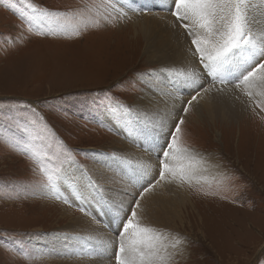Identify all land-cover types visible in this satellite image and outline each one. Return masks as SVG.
Returning <instances> with one entry per match:
<instances>
[{
  "label": "rangeland",
  "instance_id": "obj_1",
  "mask_svg": "<svg viewBox=\"0 0 264 264\" xmlns=\"http://www.w3.org/2000/svg\"><path fill=\"white\" fill-rule=\"evenodd\" d=\"M30 2L83 23L79 36L59 31L37 35L21 19L28 11L21 0H10L11 7L0 4V124L8 126L35 109L72 150L77 165H89V153L121 139L122 126L108 129L98 118L108 110L107 97L132 104L144 92L134 82L153 67L145 64L133 14L121 16L113 0ZM185 106L179 113L185 119L181 144L193 152L216 154L226 170L198 185L182 184L186 195L177 223L179 234L189 241L190 256L181 264H255L264 254V111L252 102L237 120L221 123L192 108L184 115ZM137 130L154 133L143 125ZM159 144L153 140L145 145ZM56 163L45 161L49 168ZM150 180L151 174L137 185ZM45 182L30 159L0 145V264H56L39 258L29 241L57 236L66 224L59 213L64 207L70 211L61 199L47 196L56 208L41 204Z\"/></svg>",
  "mask_w": 264,
  "mask_h": 264
},
{
  "label": "snow or ice",
  "instance_id": "obj_2",
  "mask_svg": "<svg viewBox=\"0 0 264 264\" xmlns=\"http://www.w3.org/2000/svg\"><path fill=\"white\" fill-rule=\"evenodd\" d=\"M21 3L28 10L20 15L27 23L29 32L55 35L59 31L80 35L82 20L38 7L30 0H21ZM0 4L12 6L10 0H0ZM112 6L116 8L115 4ZM123 8L122 4L116 10L121 16H126L127 12ZM170 14L190 38L188 51L198 60L199 67L161 66L150 68L137 77L135 85H141L146 94L164 101V106L155 113L107 97L109 111L122 127L127 128L129 135H135L137 126L143 125L164 136L159 177L142 186L127 207L121 201L113 208L117 215L122 214L120 230L115 239L93 235L76 237L83 241L78 256L108 258L109 264H113V261L114 264H180L181 260L190 256L189 241L185 237L143 223L141 218L144 211L141 201L157 185L172 182L191 184L193 179L199 182L198 174L208 171L205 159L181 144V125L185 123L183 116L178 117L174 124H169L171 110L167 99L173 97L177 86L199 88L205 77H208L211 84L203 88L204 93L210 92L217 84H232L235 90L264 111V0H172ZM223 91V88H217V92ZM199 96L201 92L196 91L187 101L182 109L184 115H187ZM165 129H169L166 136ZM0 145L30 159L46 177L43 185L46 192L53 199H62L70 205L60 189L68 182H74L71 169L77 166L75 155L35 109L23 117L14 118L8 126L0 124ZM45 161L57 163L54 168H49ZM105 163L126 168L138 182L150 175L152 167L143 161H134L116 153L107 156ZM81 172L88 185L102 196L103 187L87 170L81 169ZM80 210L87 215L85 209ZM255 264H264V254L256 257Z\"/></svg>",
  "mask_w": 264,
  "mask_h": 264
},
{
  "label": "bare ground",
  "instance_id": "obj_3",
  "mask_svg": "<svg viewBox=\"0 0 264 264\" xmlns=\"http://www.w3.org/2000/svg\"><path fill=\"white\" fill-rule=\"evenodd\" d=\"M113 1L120 8L123 4V10L130 15L133 14L131 19L134 23L132 26L136 29L138 35L136 37L139 39V43L141 45L143 43L146 65H151L153 68L161 66L176 68L199 67L198 60L188 51L190 38L179 27L175 17L170 14L172 0ZM132 9H136V11H132ZM210 84L211 79L205 77L202 81V87L199 88L187 85L177 86L173 97L167 99V105L171 110L169 124L171 125L176 121L180 116L181 106L183 107L191 99V96L195 95L196 91H200L201 96L197 97V101L193 102L191 108L194 112H202V115L207 116L210 120L217 119L221 123L237 120L243 111L247 109L248 105L252 103L246 96L235 90L232 84L227 86L217 84L210 92L204 93L203 88L209 87ZM217 88H223L224 91L217 92ZM237 96L240 99H236ZM134 101L132 104L148 110L149 113H155L158 108L164 106V101L159 97L146 94L145 92L136 96ZM98 118L108 129L118 130L119 126H121L109 109L104 110L103 114L99 115ZM188 121L189 119H187ZM125 129L121 127L119 134L121 139L114 142L113 138L111 140V144H113H109L111 147H102L100 150L89 153L92 155L89 165L73 166L71 173L74 182L70 181L60 189L62 196L70 201V205L67 204L70 206V211L65 207L62 210L61 207L60 211H62L59 213L61 214L59 215V220H66V224L62 229L57 230V236L45 234L40 238L29 240L39 258L44 260L54 259L56 264H109L108 258L90 259L78 256L77 253L81 252L83 241L77 240L76 237L93 235L97 238L115 239L116 234L120 230V226L117 227L116 223L121 220L122 214L117 215L113 208L118 206L121 201L127 207L133 199L132 197L139 194V188L158 179L159 159L161 158L160 150L165 143L163 137L161 138V135L156 132L151 134L146 132L144 134L143 132L139 133L137 130L135 135H129L127 128ZM167 130L169 129H165L166 132ZM153 140H155V143L160 144L156 145L155 148H151V145H145ZM112 153L134 161L139 160L150 164L152 166L150 169L152 180L146 185H137L138 181L132 174L128 178L129 171L126 168L116 165L108 166L105 163V158ZM151 153L158 156H154ZM195 153L205 159L208 171L199 173V182H197V179H193L191 184L198 185L202 181H210L225 172L226 169L220 160L221 157L219 158L216 154L206 155L198 151ZM81 169L87 170L88 174L103 187L102 196L88 185ZM139 182L143 183L145 181L140 180ZM185 195L186 191L183 185L178 182L157 185L141 201L144 209L141 213L142 222L179 233L177 222L180 221L179 219L182 216L180 211H178V207L183 201L185 202ZM47 196L52 197L45 191L43 198L45 197L46 201L41 202V204L56 208L57 206H54L52 200L49 201ZM81 208L86 210L87 215L80 210ZM75 210H79L77 215L73 214ZM54 212L57 213V211ZM61 232L63 234H60ZM75 257L78 258L75 260ZM181 263L182 260L180 261Z\"/></svg>",
  "mask_w": 264,
  "mask_h": 264
}]
</instances>
